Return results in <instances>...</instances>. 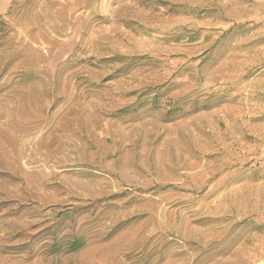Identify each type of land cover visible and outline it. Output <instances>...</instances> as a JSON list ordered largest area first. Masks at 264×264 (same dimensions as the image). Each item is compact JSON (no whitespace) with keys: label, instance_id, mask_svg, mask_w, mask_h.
I'll use <instances>...</instances> for the list:
<instances>
[{"label":"rangeland","instance_id":"obj_1","mask_svg":"<svg viewBox=\"0 0 264 264\" xmlns=\"http://www.w3.org/2000/svg\"><path fill=\"white\" fill-rule=\"evenodd\" d=\"M0 264H264V0H0Z\"/></svg>","mask_w":264,"mask_h":264}]
</instances>
